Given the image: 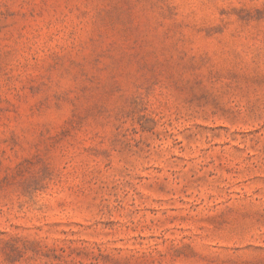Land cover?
Masks as SVG:
<instances>
[{"label":"rangeland","instance_id":"1","mask_svg":"<svg viewBox=\"0 0 264 264\" xmlns=\"http://www.w3.org/2000/svg\"><path fill=\"white\" fill-rule=\"evenodd\" d=\"M0 264H264V0H0Z\"/></svg>","mask_w":264,"mask_h":264}]
</instances>
